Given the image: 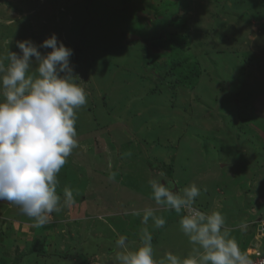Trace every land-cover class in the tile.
I'll use <instances>...</instances> for the list:
<instances>
[{
    "label": "rangeland",
    "instance_id": "rangeland-1",
    "mask_svg": "<svg viewBox=\"0 0 264 264\" xmlns=\"http://www.w3.org/2000/svg\"><path fill=\"white\" fill-rule=\"evenodd\" d=\"M53 34L72 50L75 82L88 93L77 114L79 146L57 174L61 200L67 186L76 203L37 228L0 201V264H117L118 236L136 249L144 227L155 258L186 257V213L157 205L148 183L165 177L177 190L195 183L194 207L220 211L248 256L259 249L264 0H0V59L22 55L17 42L25 40L46 55L52 49L39 46ZM145 208L166 224L145 226L132 215Z\"/></svg>",
    "mask_w": 264,
    "mask_h": 264
},
{
    "label": "clouds",
    "instance_id": "clouds-1",
    "mask_svg": "<svg viewBox=\"0 0 264 264\" xmlns=\"http://www.w3.org/2000/svg\"><path fill=\"white\" fill-rule=\"evenodd\" d=\"M17 46L22 55L9 50L0 59L5 98L0 102V201L17 206L39 228L50 222L52 213H60L76 203L72 189L67 186L61 200L57 174L79 146L77 114L86 106L88 93L75 82L77 77L70 67L72 50L58 42L55 34L39 46L52 49L46 55L30 40L18 41ZM32 57L35 74H29ZM5 60L9 61L7 66ZM116 175L110 172L108 180L114 181ZM159 175L165 177L163 172ZM148 183L157 205L177 214L186 213L181 216L179 226L192 249L184 258L169 251L157 259L153 235L144 227L136 249L128 247L126 235L118 236L114 249L117 264H253L230 235L220 211L205 213L194 207L201 194L195 183L182 190H177L176 182L166 177L163 182L151 179ZM204 191L207 192L206 187ZM132 215H142L141 223L145 226L150 219L157 229L166 224L153 208H145L142 213L134 210Z\"/></svg>",
    "mask_w": 264,
    "mask_h": 264
},
{
    "label": "built area",
    "instance_id": "built-area-1",
    "mask_svg": "<svg viewBox=\"0 0 264 264\" xmlns=\"http://www.w3.org/2000/svg\"><path fill=\"white\" fill-rule=\"evenodd\" d=\"M257 233L260 238V241H262L264 239V225H261V222L258 223ZM263 246H264L263 243L259 245L260 248H263ZM254 248L255 247H252L251 249H249V254H250L249 258L253 261V264H264V252L261 251L260 248H259L260 250L258 248H255V249ZM251 251H253L252 254H251Z\"/></svg>",
    "mask_w": 264,
    "mask_h": 264
},
{
    "label": "crops",
    "instance_id": "crops-1",
    "mask_svg": "<svg viewBox=\"0 0 264 264\" xmlns=\"http://www.w3.org/2000/svg\"><path fill=\"white\" fill-rule=\"evenodd\" d=\"M102 217V216H101Z\"/></svg>",
    "mask_w": 264,
    "mask_h": 264
}]
</instances>
